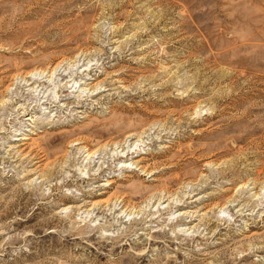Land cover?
Returning <instances> with one entry per match:
<instances>
[{
  "label": "rangeland",
  "instance_id": "1",
  "mask_svg": "<svg viewBox=\"0 0 264 264\" xmlns=\"http://www.w3.org/2000/svg\"><path fill=\"white\" fill-rule=\"evenodd\" d=\"M0 264H264V0H0Z\"/></svg>",
  "mask_w": 264,
  "mask_h": 264
},
{
  "label": "bare ground",
  "instance_id": "2",
  "mask_svg": "<svg viewBox=\"0 0 264 264\" xmlns=\"http://www.w3.org/2000/svg\"><path fill=\"white\" fill-rule=\"evenodd\" d=\"M43 71L45 72L46 70H43ZM34 73H35V71H31V72L26 74L27 75L26 77L28 79L27 82H32V84L38 83L40 86H44L46 84V81H42V79H40V78H34L33 77ZM66 87H67V85H66ZM66 87H63V88H66ZM65 91H67V89H65ZM117 248H118V246L115 247V249H117ZM115 249H114V251H116Z\"/></svg>",
  "mask_w": 264,
  "mask_h": 264
}]
</instances>
